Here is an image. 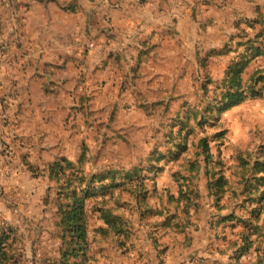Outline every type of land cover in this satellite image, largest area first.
I'll list each match as a JSON object with an SVG mask.
<instances>
[{
	"label": "rangeland",
	"instance_id": "374dc122",
	"mask_svg": "<svg viewBox=\"0 0 264 264\" xmlns=\"http://www.w3.org/2000/svg\"><path fill=\"white\" fill-rule=\"evenodd\" d=\"M11 1L12 7L26 10L21 0ZM212 1L217 11L202 17L201 38L192 45L175 42L176 47L159 61L160 70L152 69L157 60L150 58L160 44L144 38L136 50L123 42L114 50L109 48L99 74L89 69V48L82 45L81 53H76L75 70L69 68L67 73L65 66L53 97L51 91L48 97L37 91L27 107V87L18 84L19 76L11 68H0V224L12 234V264H72L74 259L68 263L60 249L59 204L53 201L57 183L50 180L49 164L58 157L78 161L85 149L88 170L109 174L95 182L99 194L87 201L89 255L79 259L80 264H264V238L253 236L254 243L241 254L244 225L237 220L236 227L229 226L231 222L217 224L220 215L240 203L234 198V205L216 209V198L208 194L205 170L197 173L185 168L187 158L195 159L196 149L191 146L179 160L167 152L174 142L168 133L172 125L184 119L195 133L200 132L195 120L199 99L213 103L214 89L227 67L247 48L239 43L264 34V0ZM74 12L81 13L77 8ZM109 29L114 38L123 36L120 32L127 34ZM83 33L84 27L77 33L80 40L75 41H81ZM86 33L90 41L97 38L95 28H87ZM195 45L197 54L205 55L212 47L228 53L201 64L197 55L193 57ZM263 66L264 57L259 56L249 71ZM208 76L212 81L205 92L201 86ZM205 127L211 137L226 129L220 140L211 141L212 152L224 161L230 180L222 205L234 188L238 192L244 187L239 155L250 152V160L255 161L264 145V95L229 109L220 122ZM178 129L179 125L174 127ZM131 170L132 183L120 178ZM181 174L190 175V186L199 191L193 189L195 203L189 211L186 201L179 200ZM97 203L123 218V233L109 229L94 208ZM244 211L239 205L237 216L243 217ZM166 220L181 228L174 230ZM99 227L109 231H97Z\"/></svg>",
	"mask_w": 264,
	"mask_h": 264
},
{
	"label": "trees",
	"instance_id": "16d2710c",
	"mask_svg": "<svg viewBox=\"0 0 264 264\" xmlns=\"http://www.w3.org/2000/svg\"><path fill=\"white\" fill-rule=\"evenodd\" d=\"M239 45H247L245 52L238 55L234 61L229 64L226 69L224 79L214 89V96L212 104H204L203 99H199L198 110L195 112L196 125L199 127L200 132L195 133L194 128H189L188 121L182 120L181 123L172 125L168 131L169 140L168 153L173 155L176 160L184 157L185 153L192 146L196 150L193 153V158H187L186 169L197 173L205 170L207 177V189L210 196H214L217 204V210L227 209L228 206L234 205V198L244 208V216L238 217L236 208L225 215H220L217 224L231 222L229 226L236 227L242 223L244 230L240 232L245 240L241 246V254H245L250 245L254 243L253 236L256 235V240L264 238V145L260 146L258 159L255 161L250 160L252 154L249 152L241 153L239 155L240 167L242 171V182L244 187L239 191L234 188V193L226 204L221 205V200L230 186L229 177L224 172V161L219 159V156H214L211 148L212 140H220L226 129L219 131L215 136H210L205 131L206 124L210 123L211 126L220 122L222 114L229 109L245 102L248 99L261 98L264 95V66L250 72L249 66L252 61L259 57H264V34L257 33L254 38L248 41L240 42ZM143 53V52H142ZM139 54V56L142 55ZM228 52H222L218 47H212L207 50L205 55L197 54L199 62L203 64L209 58L214 56L226 55ZM119 59V54H114ZM111 54V57L113 56ZM248 75V77H246ZM210 76L207 77L206 82L201 88L208 92V85L211 82ZM184 106V105H182ZM179 125V129L174 131V127ZM204 135H200V133ZM193 136V138H191ZM223 143V141H222ZM249 154V156H247ZM88 158L86 149L80 155L78 161H73L66 157H58L49 164V177L51 181L57 183L56 193L54 194L53 201L59 204L57 210L61 218L59 225L61 227V252L62 256L67 260L74 259L72 264H80L79 259L87 258L89 255V209L87 201L99 194L94 189L95 182L101 181L106 178L105 175L109 173L92 172L87 168ZM212 165V168L210 167ZM134 171H128L120 178L128 180V183L134 181ZM250 172L251 176H249ZM183 183L180 185L179 200L186 201V210L189 211L190 206L194 204L195 199L192 196L193 189L199 193L197 189L190 186L191 176L181 174ZM120 185L121 183H116ZM187 189L184 190V186ZM52 190V186L50 188ZM241 190V192H240ZM133 192L132 190H129ZM259 192V196L255 197V193ZM242 194V195H241ZM199 194L197 195L198 198ZM173 199V197H170ZM248 201H252L253 205L250 208L247 205ZM120 206V204H118ZM95 210L101 214V218L107 224L109 229L115 233H123L124 220L118 215L114 214L112 208H105L100 204L94 205ZM243 212V213H244ZM247 215V218H245ZM224 216V217H222ZM176 219V216H175ZM174 219V220H175ZM166 225L171 226V222L166 220ZM175 227L174 230H179L181 224L171 226ZM109 229L103 227L97 228V231L108 232ZM10 230L0 224V264L13 263V242Z\"/></svg>",
	"mask_w": 264,
	"mask_h": 264
},
{
	"label": "crops",
	"instance_id": "0c3cea01",
	"mask_svg": "<svg viewBox=\"0 0 264 264\" xmlns=\"http://www.w3.org/2000/svg\"><path fill=\"white\" fill-rule=\"evenodd\" d=\"M21 1L26 3V10L12 7L11 0H4V5H0L3 7L0 9V68H11L19 76L18 84L27 87V107L30 106L28 99L33 100L32 96L37 91L47 97L52 92L53 97L58 88V77L65 66L67 73L69 68L75 70L76 53H81L82 45L89 48V69H97L99 74L109 48L114 50L118 43L123 42L136 50L144 38L148 43L160 44L150 55L152 60H157L152 69L160 70L159 61L176 47L175 42L195 44L201 38L202 17L217 11L212 0ZM72 2H77L78 6ZM74 8L81 13L74 12ZM83 27L82 40L75 41L80 40L77 33ZM109 27L124 30L127 34L120 32L119 35L123 36L114 38ZM87 28H95L97 38L90 41ZM174 29L178 33L173 35ZM194 48L193 57L198 52L196 45ZM65 55L66 58L61 59ZM134 57L136 59V54ZM1 60H6V63L2 64Z\"/></svg>",
	"mask_w": 264,
	"mask_h": 264
}]
</instances>
